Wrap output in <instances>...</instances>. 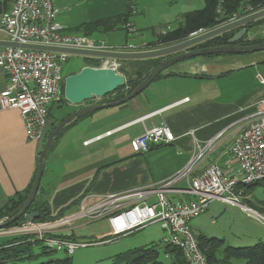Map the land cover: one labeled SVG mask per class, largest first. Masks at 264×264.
Instances as JSON below:
<instances>
[{
  "label": "crops",
  "instance_id": "1",
  "mask_svg": "<svg viewBox=\"0 0 264 264\" xmlns=\"http://www.w3.org/2000/svg\"><path fill=\"white\" fill-rule=\"evenodd\" d=\"M90 1L56 0L57 20L65 27L67 33L78 34L74 31L82 25L76 23L74 15L68 9H78V6L82 8ZM12 2L13 0L8 2L6 9L11 7ZM137 5V13L147 12L150 8L164 11L163 6L153 7L143 0H139ZM99 8L102 13L88 18L87 22L123 14L112 12L104 17V8ZM176 11V14L169 18L181 20L180 25L189 8ZM162 14L171 15V12ZM140 18L136 15L132 21H128L136 28L137 34L134 36L138 38L139 43L133 42L131 38H126L125 42L117 39L113 37L115 31L108 34L98 33L105 39H97L106 40L114 46L128 42L137 45L153 42L156 37L153 41H148L144 34H139ZM168 28V31H171L177 27ZM159 33L156 32V35ZM0 41H6V37L0 35ZM248 54L190 58L177 62L137 97L67 124L49 148L39 189L40 195L47 198L51 215L56 216L64 211L65 217L73 216L80 210L81 201L85 197H89L87 203L93 204L100 196L164 182L184 170L200 151L202 156L196 162L193 176L216 164L233 177L238 166L236 161L230 159L228 150L247 125L246 118L264 99V84L259 81L264 80V52ZM203 70L206 71L205 76L201 75ZM7 86V74L0 67V91ZM97 100L94 104L103 101ZM55 106L61 110L69 109L71 112L54 114ZM84 107L86 106H74L61 101L50 107L49 119H55L58 126ZM164 124L169 126L175 135L173 143L153 147L144 154L133 152L131 142L135 138L147 129ZM39 160L38 141L28 139L19 112L1 111L0 208L10 199L29 190ZM179 186L186 188L188 185L181 182ZM172 197L182 201L190 199L183 193H172ZM148 203L155 204L156 198H151ZM247 219L255 220L248 216ZM86 226L84 221L75 223L63 228L61 233L73 236L77 241L88 234L83 232L77 235L82 231L81 228ZM98 231L99 239L107 235L120 236L114 233L108 219L102 220ZM101 231L104 232L100 233ZM255 239L264 242V237L259 235Z\"/></svg>",
  "mask_w": 264,
  "mask_h": 264
},
{
  "label": "built area",
  "instance_id": "2",
  "mask_svg": "<svg viewBox=\"0 0 264 264\" xmlns=\"http://www.w3.org/2000/svg\"><path fill=\"white\" fill-rule=\"evenodd\" d=\"M225 1H219L217 14L223 13ZM250 12L255 11L251 8ZM57 15L58 9L54 0H13L11 7L0 13V35L5 36L6 41L19 45L113 52L151 50L148 43L137 45L128 42L114 46L106 40L92 36L69 34L57 21ZM238 18L241 17L235 15L223 25ZM124 28L128 35L137 34L131 23H127ZM205 31L207 30H200L197 34ZM167 32L168 29H165L159 34L166 35ZM72 56L68 53L21 47H0V67L8 77L7 88L0 91V112L17 110L31 141L39 140L50 118V107L63 100V64ZM88 59L93 62L91 67L94 68H112L119 72L122 67L121 60L117 59ZM259 81L264 84V80ZM258 106L246 118L247 125L228 150L230 159L236 161L238 166L233 177L216 164L193 176L196 162L202 156L200 151L184 170L164 182L100 196L93 204L87 203L89 197H85L81 201L80 212L73 216L63 217L51 223L25 222L14 227L11 232L15 236L34 233L39 235L34 236L45 243L48 249L73 255L79 248L96 244L72 241L60 236L63 228L79 220L108 219L114 233L120 236L143 228L149 223H161L163 231L166 232L164 243L179 249L186 264H208L190 223L206 213L211 202L220 201L239 206L249 217L264 221L263 215L240 202L242 191L236 190L239 185H250L264 180V99ZM175 139L171 128L164 124L147 129L131 142V148L135 154H144L153 147L169 145ZM181 182L188 186L180 187ZM172 193H183L190 199L178 200L172 197ZM151 198H156L153 205L148 203Z\"/></svg>",
  "mask_w": 264,
  "mask_h": 264
},
{
  "label": "rangeland",
  "instance_id": "3",
  "mask_svg": "<svg viewBox=\"0 0 264 264\" xmlns=\"http://www.w3.org/2000/svg\"><path fill=\"white\" fill-rule=\"evenodd\" d=\"M145 3H149L153 5V7L163 6L164 11H170V14H162V10L159 12L158 10H153L150 8L147 12L137 13V7L139 0H91L89 4H86L78 9L72 7L68 9L75 17V21L77 24L86 23L88 18L96 16L98 13H102V9L99 7H103L106 14L115 12L116 14L125 13L129 8V4L133 5V12L131 13V17L129 18L132 21L136 15L140 18V33L144 34L145 39L148 41H153L154 37H156V32H160L161 30L172 29V27H178L181 20L170 19L169 16H174L176 14V9H184L189 8L188 12L194 10L203 9L205 4L204 0H143ZM56 4V0H54ZM73 5V4H72ZM128 5V8H127ZM56 6V5H55ZM99 9V10H98ZM263 8H259L254 11H258ZM72 10V11H71ZM251 8H247L241 14H237V16L242 17L250 14ZM100 11V12H99ZM175 12V13H173ZM169 19V20H168ZM85 20V21H84ZM221 20V18H219ZM58 21V20H57ZM84 21V22H83ZM183 22V19H182ZM91 23V22H87ZM61 24V23H60ZM79 24V25H80ZM223 25H217L213 28L202 29V30H210L216 27ZM249 31L247 36L244 38V44L242 45H256L264 43V18L261 21H256L248 25ZM114 32V31H113ZM199 32V31H198ZM197 32V33H198ZM112 33V32H111ZM196 33V34H197ZM79 34V33H78ZM115 36L113 37L126 41V38H131L133 42L139 43L138 38H136V34L128 35V32L125 28H120L114 32ZM196 34L192 35L195 36ZM94 38H101L103 36L99 35L98 32L91 35ZM190 36V37H192ZM189 37V38H190ZM104 38V37H103ZM102 38V39H103ZM105 39V38H104ZM128 39V40H131ZM122 45V44H121ZM214 45H210L209 47H213ZM196 48V49H194ZM204 47H193L190 50H199ZM249 55L248 53H244L243 56ZM225 56V55H218ZM203 58H213L212 56H199ZM199 57H195L193 59H197ZM85 58L89 57H80V56H72L66 63L63 64V76L66 77L69 74L77 73L85 64ZM233 58V57H230ZM163 60V59H162ZM165 60V58H164ZM187 60V59H185ZM135 65L132 63H127L125 74L126 82L131 81L135 82L137 77L135 74ZM167 69L166 71H168ZM165 71V72H166ZM130 90H133L131 86H127L117 94H113L107 97V100H118L119 97L125 94H129ZM127 97V96H126ZM98 98L90 101L95 103ZM101 100V99H98ZM97 100V101H98ZM119 101V100H118ZM88 103H84L80 106H87ZM65 109V108H64ZM58 109L56 106L54 107V114H58L61 112V115L64 112H69V109ZM246 199L249 201L245 204V200L243 196H239V200L242 204L251 207L258 213L264 216V182L257 186V189L254 190H246ZM42 201H46L47 198H43L41 196ZM239 206H231L228 204L221 203L219 201H213L210 204V207L206 213L195 218L191 221V229L194 234H206L209 237H215L218 239H223L225 241L226 246L234 247V248H243V247H252L259 243L255 237L257 235L264 237V221L257 220H248L247 216L243 211H240ZM81 210V209H80ZM242 210V209H241ZM80 212V211H79ZM71 214V213H67ZM15 216V215H14ZM13 216V217H14ZM10 215H3L0 212V225H3L9 222L12 218ZM249 217V216H248ZM251 218V217H250ZM102 220L100 219L96 221H91L89 219L79 220L75 223H80L84 221L86 227L81 228V232H78L77 235H81L83 232L88 233L85 234L84 237H80L77 241L85 242V243H96L94 245H90L84 248H79L73 255H68L64 251H53L47 248L45 243L41 242L32 247V257H26L21 260L9 262L6 264H49L51 261H55L57 259H63L67 257H71L73 264H126L125 261H120L117 263L116 257L119 254L126 253L128 251L134 250L136 248L142 247H152L156 251L159 252V261L162 264H171L170 256L179 255L182 257L181 252L177 249L170 247L169 253H165L166 244L163 239L166 236V232L163 231L161 223H149L143 228H139L129 232L125 235L121 236H104L102 239L97 237L98 230L100 229V225ZM73 223V224H75ZM23 224V223H22ZM15 227V226H14ZM14 227H6L0 229V243L5 239L15 236L11 231ZM105 228L104 231H106ZM101 231L100 233H103ZM31 235H36L32 233ZM39 237V235H36ZM102 242V243H100ZM174 252V253H173ZM219 254H223V249L220 250ZM233 264H245V261L242 259L233 260Z\"/></svg>",
  "mask_w": 264,
  "mask_h": 264
},
{
  "label": "trees",
  "instance_id": "4",
  "mask_svg": "<svg viewBox=\"0 0 264 264\" xmlns=\"http://www.w3.org/2000/svg\"><path fill=\"white\" fill-rule=\"evenodd\" d=\"M9 1L10 0H4L3 2H0V13H3L4 11L9 9V8L6 9ZM219 1L220 0H204L205 6L203 9L194 10L185 13L183 16V22L179 25V27H177L174 30L168 31L166 35L158 34L153 42L148 43V47L151 49H155L184 41L202 29L213 28L217 25L228 22L235 15L237 16V14H241V12H243L247 8H252L254 10H257L259 8H264V0H226L224 3L223 13L219 15L217 14V7ZM132 8L133 5L132 3H130L127 12L120 14L118 16L99 19L91 23H83L74 32L91 36L96 32L108 34L117 29L124 28V26L127 23H129L128 21L129 18L131 17V13L133 10ZM219 18H221V20H219ZM238 30L239 29L225 33L221 36L210 39L197 46L209 47L210 45H214V46L229 45V40L234 36V34ZM243 40L241 41L240 45L244 44ZM218 55H231V54H214V56H218ZM206 56H212V55H206ZM163 61L164 58L147 59V60H130V61L121 60L122 67L120 69V73L125 76L123 72H126L127 63H132L133 65L136 66L134 75L137 77V80L134 83L131 81L126 82L125 85L117 89L113 94H117L127 86H131L132 89L134 90L145 79V77L149 74V72H151L156 66H158ZM85 64H86L85 66L94 65L93 62L88 58H85ZM167 69H169V67L162 70L154 78L153 81L161 78ZM64 80L62 83V95H63L62 101L68 103L64 98ZM133 90H130L129 94L122 95L121 97L118 98V100H121L126 96L130 95L133 92ZM108 96L101 99L103 100L102 103H109V101L107 100ZM86 103H88V105L94 104L92 102H86ZM50 115L51 113H49V117ZM33 182L29 190H27L25 194L23 195L19 194L15 198L10 199L9 202L4 207L0 208V212L3 215L6 214L12 217L14 215H17L27 199V196L32 188ZM263 182L264 180L255 184L239 185L237 187L236 190L242 191V196L244 197V200L246 202L245 204L249 202L245 197L246 190L255 191L257 189V186L262 184ZM262 203L264 204V201H262ZM28 213H39V217H37L34 221H32L34 223H51L65 217L64 211L56 216L51 215L48 202L42 201L41 199L40 190L39 193L37 194L35 201L31 205ZM22 220H24V218H22ZM18 225H20V223L16 222L10 225L9 227H14V226L16 227ZM60 236L65 239L75 241L73 236H68L62 233L60 234ZM195 236L201 251L206 257L208 264H233V260L236 259L244 260L245 264H264V242H259L258 244L252 247L234 248V247L226 246L225 241L223 239L209 237L203 233L197 235L195 234ZM38 243H41V241L34 235L13 236L8 239H5L3 242L0 243V264H6L9 262L21 260L26 257L31 258L32 247ZM170 247L175 248L173 246L166 245L165 247L166 255L170 254L169 253ZM221 249H223L222 255L219 254ZM177 250L181 252L179 249ZM170 259H171V264H186L183 254L182 257H180L179 255H172L170 256ZM116 261L117 263H119L120 261H125L126 264H162L159 261V252L153 249L152 247L136 248L126 253L119 254L116 257ZM49 264H73V261L71 257H67V258L51 261Z\"/></svg>",
  "mask_w": 264,
  "mask_h": 264
},
{
  "label": "water",
  "instance_id": "5",
  "mask_svg": "<svg viewBox=\"0 0 264 264\" xmlns=\"http://www.w3.org/2000/svg\"><path fill=\"white\" fill-rule=\"evenodd\" d=\"M264 18V8L255 11L251 14L238 18L230 23L221 25L214 29L207 30L203 33L192 36L184 41L174 43L168 46L155 48L139 52H113V51H93L83 49L47 47L42 45H19L14 42L0 41V47H21L25 49H35L41 51H51L57 53H68L73 56L80 57H97L110 58L117 60H147L156 58H165V60L156 66L145 79L133 90L127 97L109 103H96L86 106L56 126L55 119H49L43 128L42 134L38 140V155L40 156L37 172L34 178L32 188L27 196V199L21 210L9 222L0 225V229L6 228L16 222L20 224L32 222L39 213H28L31 205L35 201L40 189L41 180L45 168V158L54 138L61 130L73 120L90 115L96 111L106 108L121 105L141 94L154 80V78L164 69L174 65L177 62L185 59L195 58L199 56L214 55V54H243L264 52V43L256 45H239L248 34V25ZM239 29L234 36L229 40V45L213 46L202 48L199 50H190L191 48L204 43L210 39L221 36L225 33ZM172 56V57H171ZM170 57V58H166ZM202 76L206 75V71L201 72ZM125 76L112 68H94L85 66L78 73L69 75L64 80V98L74 106H80L86 102H90L95 98L103 99L106 96L113 94L117 89L125 85ZM24 218V220H22Z\"/></svg>",
  "mask_w": 264,
  "mask_h": 264
},
{
  "label": "flooded vegetation",
  "instance_id": "6",
  "mask_svg": "<svg viewBox=\"0 0 264 264\" xmlns=\"http://www.w3.org/2000/svg\"><path fill=\"white\" fill-rule=\"evenodd\" d=\"M240 45V44H239ZM172 57V56H171ZM166 58H170V57H166ZM93 103V102H92ZM88 106V105H87Z\"/></svg>",
  "mask_w": 264,
  "mask_h": 264
}]
</instances>
